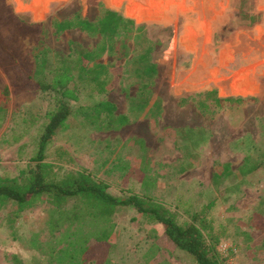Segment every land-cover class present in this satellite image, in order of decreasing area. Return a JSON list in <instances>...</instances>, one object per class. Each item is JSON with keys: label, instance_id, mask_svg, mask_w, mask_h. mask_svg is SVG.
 I'll return each mask as SVG.
<instances>
[{"label": "rangeland", "instance_id": "rangeland-1", "mask_svg": "<svg viewBox=\"0 0 264 264\" xmlns=\"http://www.w3.org/2000/svg\"><path fill=\"white\" fill-rule=\"evenodd\" d=\"M107 10L133 24L106 37L99 22ZM253 16L260 21L248 26ZM0 38L17 59L0 50V179L26 177L56 102L30 84L32 58L48 80L74 67L81 48L94 55L88 69L110 73L113 90L98 97L80 74L81 102L45 151L57 177L85 173L114 196L167 208L180 224L203 220L225 264H264V0H4ZM103 47L112 51L99 54ZM147 63L155 74L142 77ZM107 99L125 125L107 112L96 119ZM227 165L242 168L209 186ZM104 233L107 242L94 243ZM0 264L195 262L133 208L104 216L85 196H47L22 213L0 204Z\"/></svg>", "mask_w": 264, "mask_h": 264}, {"label": "trees", "instance_id": "trees-1", "mask_svg": "<svg viewBox=\"0 0 264 264\" xmlns=\"http://www.w3.org/2000/svg\"><path fill=\"white\" fill-rule=\"evenodd\" d=\"M3 1L0 0V3ZM248 1H252L253 4L257 2V0ZM259 21V17L253 16L250 18L248 26H253ZM123 22H126L128 25L133 24V21H126L117 12L107 10L99 22L100 32L106 37H113L119 32ZM74 24L75 21L61 23L57 26V31L66 30ZM76 24L86 31L94 32L95 30L94 25L88 21L79 20ZM38 45L42 47L43 44L40 42ZM0 50L3 54V59H11L17 63L16 55L11 50L10 45L1 38ZM75 51L79 55L75 66L56 68L53 71L52 77L48 80L45 77L39 78L38 69L36 70L39 65L36 59L32 58V68L28 73L30 84L32 87H35L36 91L53 93L56 97V102L47 113V124L40 138L37 156L33 159L34 164L27 170L26 177L0 179V204L2 205L9 201L15 202L18 207V213H22L31 209L47 196L54 198L57 203H62L69 198L85 196L104 216L111 215L117 208H133L140 214L147 215L151 220L159 223L164 230L166 244L187 253L195 264H225V260L219 252L209 244L208 236L204 230L205 227H203V220H199L200 224L198 225L194 222L180 224L176 216L167 208L154 206L137 195L114 196L108 192L107 185L94 182L85 173H69L62 178L57 177L55 172L56 166L46 161L45 151L52 140L67 127V122L75 114V106L81 102V95L78 93L77 87L79 77L84 73H88V77L84 82L94 86L93 91H95L98 97L104 96L113 90L110 73L100 71L105 70L102 65H96L94 69H88L89 63L94 61V55L81 48H77ZM111 51V49L103 47L100 49L99 54ZM99 68L100 70H98ZM100 73L104 74L101 75ZM142 73V77H151L155 74V67L147 63L145 71ZM225 100L230 101L231 99ZM249 100L251 99H247L246 101ZM144 106L147 108L149 102H146ZM94 110L97 120L103 118V112H107L108 118H112L113 116L116 118L114 114L115 108L109 102L101 101L94 107ZM115 121L125 125L128 122V117L117 116V120ZM228 172V167L226 166L224 173ZM212 206L213 203H210L208 208ZM102 236L104 237L97 238L94 243L107 242V236L109 235L104 233Z\"/></svg>", "mask_w": 264, "mask_h": 264}, {"label": "crops", "instance_id": "crops-1", "mask_svg": "<svg viewBox=\"0 0 264 264\" xmlns=\"http://www.w3.org/2000/svg\"><path fill=\"white\" fill-rule=\"evenodd\" d=\"M104 102H109L110 104H112L113 106H114V108H115V110H114V114H115V116L117 117V116H126V115H120V114H118L119 113V111H118V106H117V104L115 103V102H113L112 100H110V99H107V100H104ZM149 107H150V105L147 107V108H145V110L146 109H149ZM222 167H226V166H222ZM227 167H228V173H226V174H223V175H221V173H218V172H216L215 170H214V175L212 176L213 178H211V182H208V185L210 186V184L211 183H213L214 185H215V187L216 188H218V186L217 185H220L221 184V182L223 181H225V180H227V179H230V178H232L233 176H234V174L236 173L234 170H237V169H235L233 166H231V165H227ZM197 168V167H196ZM242 168V167H241ZM241 168L239 169V170H241ZM239 170H237V171H239ZM260 169H256L255 171H259ZM226 176H228V177H226ZM226 177V178H225ZM192 183H194V185L195 186H199V185H201V183L200 182H198V181H194V182H192ZM215 203V202H214Z\"/></svg>", "mask_w": 264, "mask_h": 264}]
</instances>
